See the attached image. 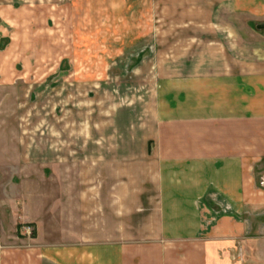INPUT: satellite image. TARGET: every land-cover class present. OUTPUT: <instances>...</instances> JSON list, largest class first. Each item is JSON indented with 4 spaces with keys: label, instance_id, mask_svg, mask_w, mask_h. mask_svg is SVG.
<instances>
[{
    "label": "crops",
    "instance_id": "1",
    "mask_svg": "<svg viewBox=\"0 0 264 264\" xmlns=\"http://www.w3.org/2000/svg\"><path fill=\"white\" fill-rule=\"evenodd\" d=\"M198 1L199 36L209 41L204 50H210L212 34L217 42L224 32L239 43L240 20L245 35L264 24V0ZM22 2L16 10L15 0H7V25L23 33L24 43L66 50L72 64L95 33L114 32L112 22L118 33H142V24L130 31L121 23L148 15L144 0ZM207 2L215 9L207 12ZM208 17L215 19L213 29L204 26ZM100 44L107 48L104 39ZM218 45L214 58L200 61L214 69L199 76L197 91L184 85L182 106L171 109L179 120L173 129H183L180 137L129 139L114 147L103 139L96 150L91 147L100 141H88L87 169L75 170V177L66 171L54 176L76 179L73 192L55 180L54 229L41 218L42 198L38 215L33 195L25 198L22 215L17 213L22 220H14L13 204L6 207L11 214L10 223L0 222V264H264V188L257 184L258 176L264 178V56L225 57L226 48ZM38 178L46 184L45 175ZM64 199L74 207L72 232L63 229ZM20 224L32 225L34 236L9 233Z\"/></svg>",
    "mask_w": 264,
    "mask_h": 264
},
{
    "label": "rangeland",
    "instance_id": "2",
    "mask_svg": "<svg viewBox=\"0 0 264 264\" xmlns=\"http://www.w3.org/2000/svg\"><path fill=\"white\" fill-rule=\"evenodd\" d=\"M7 4V0H0V222L10 223L11 213L6 207L11 208V204L16 211L14 220H22L17 213L22 215L25 198L30 199L32 194L33 213L38 215V206L42 205L45 213L41 218L54 229L53 215L59 204L53 199L55 180L61 179L64 192H73L74 171L87 169V156L91 153L87 150L88 141H100L91 147L96 150L102 148L104 140L114 147L129 139L179 138L183 129H173L179 120L171 109L182 106L184 85L197 91L199 76L214 69L200 66V61L214 58L219 52L218 43L226 48L225 57L264 56V29L254 28L245 35L240 20L239 43L232 42V36L224 32L222 41L217 42L212 34L210 50H204L209 41L204 44L199 36L202 3L144 0L147 17L126 20V26L121 23L123 29L130 25V31L142 24V33H118V24L111 21L114 32L95 33L94 41L89 40L90 47L79 50L72 64L65 56L66 50L61 51L54 44H47L45 49L44 43L35 40L24 43L23 33L5 21ZM214 5L207 2V12L214 10ZM14 6L16 10L22 7V0H15ZM151 10L159 13L150 16ZM161 11L165 17L159 16ZM206 19L204 26L213 29L211 21L215 19ZM99 27L103 31L104 26ZM103 39L105 49L100 46ZM136 39L139 43L135 46ZM184 78L191 81H183ZM113 150L116 149L111 155H119ZM65 171L67 175L72 172L73 177H54L65 175ZM39 175H45L46 184L39 185ZM259 181L258 176L257 184ZM65 202L66 199L62 205L67 215L63 229L72 232L74 207ZM31 226L20 224L13 232L8 231L18 238H23L20 233L24 231L33 237L35 230Z\"/></svg>",
    "mask_w": 264,
    "mask_h": 264
},
{
    "label": "water",
    "instance_id": "3",
    "mask_svg": "<svg viewBox=\"0 0 264 264\" xmlns=\"http://www.w3.org/2000/svg\"><path fill=\"white\" fill-rule=\"evenodd\" d=\"M256 28L259 29V30H263L264 29V24L257 25Z\"/></svg>",
    "mask_w": 264,
    "mask_h": 264
},
{
    "label": "built area",
    "instance_id": "4",
    "mask_svg": "<svg viewBox=\"0 0 264 264\" xmlns=\"http://www.w3.org/2000/svg\"><path fill=\"white\" fill-rule=\"evenodd\" d=\"M259 185L264 188V180L263 179H261V181L259 182Z\"/></svg>",
    "mask_w": 264,
    "mask_h": 264
}]
</instances>
